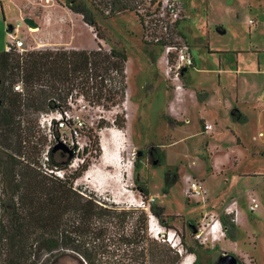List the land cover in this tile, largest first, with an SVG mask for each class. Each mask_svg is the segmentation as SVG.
<instances>
[{
  "label": "rangeland",
  "instance_id": "rangeland-1",
  "mask_svg": "<svg viewBox=\"0 0 264 264\" xmlns=\"http://www.w3.org/2000/svg\"><path fill=\"white\" fill-rule=\"evenodd\" d=\"M184 3L188 16L185 31L193 46L195 60L203 68L211 69L215 64L213 58L203 56L205 44L218 50H247L251 46L264 50V0H184ZM0 4V52H4L9 44L10 33L25 39L30 47L28 51L63 48L51 47L53 42L47 36L46 28H51L52 36L59 42L62 39L60 33L67 34V39L72 40L73 33L80 31V49H96L94 30L83 23L80 15L64 6L75 5L84 6L92 12L102 28L104 40L99 42L106 50L123 49L129 57L126 68L128 89L125 101L119 108L110 112L93 110L80 99L67 104L70 112H67V118L64 116V126L58 133L70 150L79 153V156L72 154L74 158L68 169H75L83 157L91 161L88 170L75 181L76 187L94 191L121 207L140 208L141 201L145 205L147 202L140 195L138 187L145 185L149 191L148 197L155 199L150 203L163 207L168 216V228L162 226L156 218L151 222L152 228L174 230L181 237V242L183 236V243L194 250V253L187 251L181 256L180 264L186 257H189L190 262L192 259L191 264H214L222 254L232 255L241 264H259L258 258L264 264V156L249 155L264 150V114L261 121H258L257 112H250L251 122L241 131L244 147L240 151L237 149L235 133L230 129L224 131L221 125L219 133L207 145L204 139H208V136L197 137L198 123L191 106L189 120L186 116L180 120L167 119L165 116L163 104L171 97L173 87L155 68V57L160 54L157 49L141 41V29L134 13L123 11L116 13L115 17L104 19L96 12L90 0H0ZM97 8L104 15L108 13L101 4ZM25 18L33 19L38 28L29 31L24 23ZM249 19L257 22L250 29L251 33L247 26ZM88 45L93 48H88ZM260 65L264 67V57ZM191 71L188 70L187 78H192ZM0 77L4 79L2 75ZM192 80L196 83L202 81L206 88H212L213 81L209 82L201 74H193ZM182 82L184 84L185 79ZM213 108L210 106V109ZM117 113L125 114V129L119 130L113 126ZM59 114L55 111L39 117V124L48 137L47 145H56L51 136L52 125L48 123ZM100 118L108 123L107 127H96ZM259 127L263 137L261 142L252 139ZM85 135L98 137L99 157L89 156L90 153L94 156L95 152ZM151 146L159 147L164 154L159 166L151 163L148 155ZM85 147L89 151L82 157ZM70 158L68 156L67 160ZM210 158L224 169L222 173L215 172L213 178L208 177L213 174ZM103 159L109 163L102 164ZM249 170L256 173H251L249 177L240 175ZM165 173L177 174V182L167 194L162 193ZM189 176L203 181L207 191L204 202L197 203L185 197L184 178ZM249 189H254L260 208L251 214L244 204H240L241 199L238 201L245 217L242 222L234 223V240L228 238L223 227L225 236L220 239L212 240L207 236L205 243L201 244L193 239L195 225L208 222L210 214L218 215L222 223L225 217L222 214L223 208L234 199L232 196L236 197ZM245 193L242 195L244 199ZM144 210L149 217V210ZM228 219L231 221V218ZM55 264L80 263L64 257Z\"/></svg>",
  "mask_w": 264,
  "mask_h": 264
},
{
  "label": "trees",
  "instance_id": "trees-1",
  "mask_svg": "<svg viewBox=\"0 0 264 264\" xmlns=\"http://www.w3.org/2000/svg\"><path fill=\"white\" fill-rule=\"evenodd\" d=\"M90 1L98 14L109 19L119 12H135L141 0ZM100 4L108 10L106 15L97 8ZM64 6L94 30L96 49L0 52V75L4 77H0V264H55L64 257L80 264H180L181 256L175 250L148 233L149 217L144 209L118 206L74 185L91 165L83 157L87 147L82 162L70 170L74 157L67 160L68 152L47 145L40 115L70 112L67 104L77 99L93 110L110 112L124 103L128 89L126 52L106 50L100 44L102 28L89 9ZM18 83L20 92L14 91ZM230 115L239 123L247 121L237 109ZM50 124L51 136L58 138L57 121L52 119ZM107 126L103 118L96 123L98 129ZM113 126L125 129V114L117 113ZM85 136L95 152L89 156L99 157L98 137ZM148 155L153 166L164 158L159 147L151 146ZM55 171H62L63 176ZM176 182V173H165L162 193L167 194ZM138 189L147 201L148 188L139 185ZM149 213L168 228L163 207L151 204ZM228 218H223V227L234 240L236 228ZM182 245L194 253L183 243V236Z\"/></svg>",
  "mask_w": 264,
  "mask_h": 264
},
{
  "label": "crops",
  "instance_id": "crops-1",
  "mask_svg": "<svg viewBox=\"0 0 264 264\" xmlns=\"http://www.w3.org/2000/svg\"><path fill=\"white\" fill-rule=\"evenodd\" d=\"M59 6L60 8H63L62 4H59ZM132 13L135 14V12ZM135 18L140 26V37L142 39V28L136 14ZM187 18L188 16L185 13V18L179 25V30L190 46L194 63L193 66L187 69L184 73L183 79H185V87L184 90L180 93L179 97L176 99V94L172 90V92L170 93L171 97L166 101L165 104H163L164 114L167 119L170 118L173 120H180L181 118H185L186 116V118H188L189 120V107L191 106L194 111V117H196L198 123V129L196 131L197 137L208 136V139H204L206 144L208 145L209 140H211L215 135H217V133H219V125H221L224 131L230 129L235 133V141L237 146L239 147L237 149L238 151H240V148L244 147V142L241 137V131L251 122L252 118L250 112H257L258 121H261L262 114H264V101L262 100L264 87V67L261 68L260 65V61L264 57V50L258 49L255 46L248 47L247 50H218L211 48L208 44H205L206 50L202 51V54L207 58H213L215 64L211 69L203 68L201 63L197 64L195 60L193 46L189 42L187 32L185 31ZM250 21H252L253 23L250 24ZM256 24L257 22L255 20L249 19L247 21L248 31L250 33V29ZM46 34L50 37V41L53 42L50 44L51 47H63L70 50H85L80 49V31H77L76 34L73 33L74 38L72 40L67 39V34L60 33V35L62 36L60 42L56 41V38L54 39V36H52L51 28L50 30L49 28H46ZM141 41L143 42V40ZM89 46L90 45H88V48H93L92 45L90 47ZM150 47L158 50V48L156 47ZM242 53H247L248 55L244 56V54ZM158 54H160L159 50ZM127 58L128 63L129 57L127 56ZM158 58L159 55L155 57L154 66L162 75L161 68L157 64ZM188 70H192V78L186 77ZM193 74H201L202 77L207 79L209 82L213 81L211 86L212 88H206L202 84V81L198 83L194 82L195 80H192ZM167 94L169 93L167 92ZM198 96L201 97V101L198 100ZM210 106H214V108L210 109ZM233 109H237L240 113L246 116L247 121L245 123H239L232 120L230 114ZM205 124H211L213 126L211 133H209L208 135L205 134L202 130V127H204ZM261 133L262 130H260L259 127L258 131L256 130L255 134L253 133L252 139L261 142L263 140ZM252 146L254 145H251V147ZM249 153L250 152H248V154ZM255 154H262L264 156V150H257L255 152H251L249 155L252 156ZM243 155H246V153L243 152ZM210 161L213 174L208 177L213 178L215 172L222 173L224 169L223 166L220 167L219 164L214 163L212 159ZM234 163L236 164V161ZM251 173L256 172L249 170L246 172H241L240 175L247 177ZM237 180H239V178H237ZM249 190H252L253 194L256 196L254 189ZM249 190H246L245 192ZM244 193L237 194L238 196L236 195V197H232L234 199H237L238 197V201L241 199L240 204H242V206L244 204L247 209V200L242 197ZM256 198L258 199L257 196ZM244 217L245 215L240 209L238 222H242ZM232 257L233 256H230L231 259ZM223 258L225 257L218 256L215 262L219 264L223 260ZM258 261L259 264H262V261L259 258Z\"/></svg>",
  "mask_w": 264,
  "mask_h": 264
},
{
  "label": "built area",
  "instance_id": "built-area-1",
  "mask_svg": "<svg viewBox=\"0 0 264 264\" xmlns=\"http://www.w3.org/2000/svg\"><path fill=\"white\" fill-rule=\"evenodd\" d=\"M135 13L142 28V40L146 45L158 48L160 55L157 64L161 68L165 80L173 87L177 99L184 90L182 82L184 73L194 63L190 46L179 30V25L185 18L184 0H141L135 8ZM252 23L250 21V24ZM9 39L10 42L5 49L7 53L16 52L22 54L23 52H28L30 49L29 45L25 43V39H20L11 33L9 34ZM14 91L20 92L21 85L17 84L14 86ZM64 116L67 118L68 114L65 112L63 115L59 114L57 117H54L57 121L58 131L64 126ZM50 123L51 121L48 123L49 126ZM212 129L213 126L211 124H205L203 132L209 134ZM74 132L76 131L74 130ZM53 142L55 144L61 143L65 146L67 145L62 136L58 138L53 137ZM48 149L49 146L46 147L45 152L42 154L44 160H47L46 154ZM54 174L59 177L63 176L62 171H55ZM184 183V195L188 200H193L197 203L205 201L206 189L202 180L189 176L184 178ZM245 196L247 210L251 214L257 212L260 205L253 191H247ZM152 201H154V197L148 198L146 205L141 201L139 207L148 211L151 205L150 202ZM238 204V199H232L223 208L222 214L225 217L231 218L233 224L238 223L240 210ZM151 218L155 219V217L149 214L148 233L150 236L169 244L180 256L187 253L182 245L181 237L174 230L165 231L164 229L162 231L161 229L152 228L150 226ZM208 220V222H203L199 226L195 225L192 232L193 239L200 244L205 243L207 236L211 237L212 240L225 236L223 221L221 223L218 215L210 214Z\"/></svg>",
  "mask_w": 264,
  "mask_h": 264
},
{
  "label": "water",
  "instance_id": "water-1",
  "mask_svg": "<svg viewBox=\"0 0 264 264\" xmlns=\"http://www.w3.org/2000/svg\"><path fill=\"white\" fill-rule=\"evenodd\" d=\"M24 23L30 27V28H38V25L34 22L33 19H30V18H25L24 19ZM11 28V27H10ZM184 72V71H183ZM1 82V81H0ZM56 149H63L65 150L66 152H68L69 154V157H72V150H70L68 147H66L65 145L61 144V143H57L55 146H54V150Z\"/></svg>",
  "mask_w": 264,
  "mask_h": 264
},
{
  "label": "flooded vegetation",
  "instance_id": "flooded-vegetation-1",
  "mask_svg": "<svg viewBox=\"0 0 264 264\" xmlns=\"http://www.w3.org/2000/svg\"><path fill=\"white\" fill-rule=\"evenodd\" d=\"M226 230V229H225ZM227 231V230H226ZM227 235H228V233H227ZM229 238V237H228ZM230 239V238H229ZM220 256H223V257H225V258H223V260L219 263V264H241V263H239L235 258L233 259V257H232V259L230 258V256H232V255H229V254H222V255H220ZM215 264H218V263H216L215 262Z\"/></svg>",
  "mask_w": 264,
  "mask_h": 264
},
{
  "label": "bare ground",
  "instance_id": "bare-ground-1",
  "mask_svg": "<svg viewBox=\"0 0 264 264\" xmlns=\"http://www.w3.org/2000/svg\"><path fill=\"white\" fill-rule=\"evenodd\" d=\"M33 29H34V28H30V27L28 28V30L31 31V32L34 31ZM101 160H102V158H101ZM107 163H109V162L103 159L102 164H107ZM116 166H117V165H116ZM117 168H118V166H117ZM87 173L89 174L90 171H88ZM154 220H155V219H152V218L150 219V226H151V227H152V224H153V223H151V222L154 221ZM191 262H192V259H191ZM191 262H190L189 257H188V258L186 257V258H184V260L182 261V264H191Z\"/></svg>",
  "mask_w": 264,
  "mask_h": 264
}]
</instances>
